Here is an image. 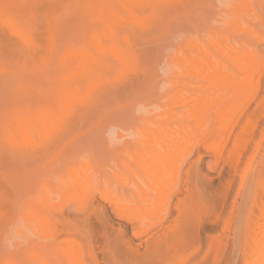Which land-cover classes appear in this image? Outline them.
<instances>
[{
  "label": "rangeland",
  "instance_id": "1",
  "mask_svg": "<svg viewBox=\"0 0 264 264\" xmlns=\"http://www.w3.org/2000/svg\"><path fill=\"white\" fill-rule=\"evenodd\" d=\"M263 138L264 0H0V264H243Z\"/></svg>",
  "mask_w": 264,
  "mask_h": 264
},
{
  "label": "bare ground",
  "instance_id": "2",
  "mask_svg": "<svg viewBox=\"0 0 264 264\" xmlns=\"http://www.w3.org/2000/svg\"><path fill=\"white\" fill-rule=\"evenodd\" d=\"M230 83L231 82H229V84ZM237 136L238 137L236 138V140L234 142L235 147L233 148V151L230 154L231 162L234 166V169H237L236 167L240 163L241 157H242V155L246 149L245 148L246 143L249 140V138L252 136V132L248 131V130H242L240 134H237ZM239 184H240L239 187H240V193H241V200L235 201V203L233 204L234 216H233V218L231 217V219H233L231 221L232 222L233 237H232V241L230 240V242H231V246H230L231 252L230 253H232L233 255H236V254L239 255L242 258L241 260L243 261V264H264V138L262 140H259L255 144V147H254L252 153L242 162V168H241V171L239 174ZM153 213H151L153 216H151V215L150 216H151V218L153 217V222H154L156 220V217L154 216L155 213L154 214ZM181 215H182V213H181ZM162 216H163V214L161 215V218H163ZM165 217H167L166 214H165ZM136 218H135V221L139 220ZM147 218L148 219L141 217V222L139 221V225L142 223L143 219H145V223H149V222H146V220L149 221V219H150L149 215L147 216ZM158 218H160L159 214L157 216V219ZM150 220L152 221V219H150ZM161 221H162V219L159 220V223ZM163 221H165V220H163ZM175 221H174V223H175ZM172 222H173V220H172ZM145 223L144 224L142 223V224L145 226L146 225ZM159 223H156V224H154L155 226L154 225H152V226H154L155 229H156V227L159 228L158 227L160 225ZM168 223H169V221H168ZM150 224H151V222H150ZM157 224H159V225L156 226ZM147 225L149 226V224H147ZM163 225L161 226L162 230L166 229L165 225H164L165 228H162V227H164ZM170 225L172 228V225H174V224H170ZM144 226H143V228H144ZM140 227H141V225H140ZM174 227L176 228V226H174ZM227 227H228V224H227ZM143 228H142V233H145ZM168 229L169 228L167 227V230ZM149 231L147 232V235L149 237H151V235H149V233H151L152 231L151 232H149ZM225 231H227V229ZM228 231H230V229ZM165 232H166V230L163 231L164 234H166ZM167 232L171 233L169 231H167ZM133 234H134V232H133ZM140 234H141V232H140ZM147 235H146V237L149 238ZM168 235L165 236V239L168 238L167 237ZM228 235H229V233H228ZM228 235H227V237H228ZM132 236L134 237V235H132ZM136 236L139 237L138 234ZM171 236H172V234L169 237H170V239L173 238V243H171L170 239L168 238L169 243H167V241H166L167 245L166 244L165 245L167 248V252L172 253V250L170 251L168 248V244H169V247L173 246L171 248H174L175 247L174 242H176L178 240V238H177V236L174 237V235L172 237ZM191 236H192V234H191ZM141 237L143 238V236H141ZM146 237L144 238L145 243H146ZM142 238H141V240H142ZM138 239H140V238H138ZM239 239L243 240V242L241 241L243 244L242 246H238L237 242H239ZM149 240H147V241L150 242ZM151 240H153V239H151ZM155 240H156V237H155ZM160 240H161V238H160ZM160 240H159V242H161ZM157 242H158V239H157ZM190 242H191V239H190ZM170 243L172 245H170ZM139 244H140V242H139ZM153 244L151 246L147 247L146 250H144L147 254V257L146 256L145 257L148 261V264H157V262L161 261L162 257H163V256L161 257L162 252L159 249V243H155L154 245ZM146 246H148L147 243H146ZM197 247H196V251H197ZM161 249H162V247H161ZM165 253H163L162 255L165 256ZM174 253H175V251H174ZM194 253H195V250H194ZM144 255L145 254H142L141 256L144 257ZM139 256H138V258H139ZM141 256H140V259H141ZM169 257H170V255H169ZM227 257H228L227 262H229V258H230L229 254ZM187 258H188V256H187ZM173 259H175V258L173 257ZM178 261L179 260H177L175 262H178ZM180 263H181V261H180ZM180 263H177V264H180ZM182 263H184V262L182 261ZM232 263H235V262L233 261ZM228 264H230V263H228Z\"/></svg>",
  "mask_w": 264,
  "mask_h": 264
}]
</instances>
